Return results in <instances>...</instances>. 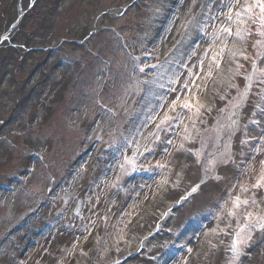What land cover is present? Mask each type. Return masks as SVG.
Returning a JSON list of instances; mask_svg holds the SVG:
<instances>
[{
  "label": "rangeland",
  "instance_id": "obj_1",
  "mask_svg": "<svg viewBox=\"0 0 264 264\" xmlns=\"http://www.w3.org/2000/svg\"><path fill=\"white\" fill-rule=\"evenodd\" d=\"M16 17L0 264H264L257 0H0V35Z\"/></svg>",
  "mask_w": 264,
  "mask_h": 264
},
{
  "label": "water",
  "instance_id": "obj_2",
  "mask_svg": "<svg viewBox=\"0 0 264 264\" xmlns=\"http://www.w3.org/2000/svg\"><path fill=\"white\" fill-rule=\"evenodd\" d=\"M19 21V17H16L13 22L10 24V26L7 28V30L5 32H3L0 35V42L2 41L3 38L7 37L8 35L12 34V32L15 30L17 24Z\"/></svg>",
  "mask_w": 264,
  "mask_h": 264
},
{
  "label": "snow or ice",
  "instance_id": "obj_3",
  "mask_svg": "<svg viewBox=\"0 0 264 264\" xmlns=\"http://www.w3.org/2000/svg\"><path fill=\"white\" fill-rule=\"evenodd\" d=\"M257 6L260 8V14H261V19L262 22H264V0H257ZM240 13H237V16H239ZM230 18V17H229ZM230 32V30H228ZM237 35H240V33L238 32ZM262 35H264V33H262ZM173 104L175 105V101L173 102ZM184 107H188L189 105L187 103H185L183 105ZM239 199V198H237ZM244 203H247V201H244Z\"/></svg>",
  "mask_w": 264,
  "mask_h": 264
},
{
  "label": "bare ground",
  "instance_id": "obj_4",
  "mask_svg": "<svg viewBox=\"0 0 264 264\" xmlns=\"http://www.w3.org/2000/svg\"><path fill=\"white\" fill-rule=\"evenodd\" d=\"M211 183H213V182H211ZM211 191H213L215 193H217L219 191H224V187L220 186V185H217V184H214V187H212ZM215 193H212V195L215 194ZM214 196H216V194Z\"/></svg>",
  "mask_w": 264,
  "mask_h": 264
}]
</instances>
